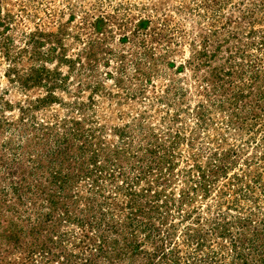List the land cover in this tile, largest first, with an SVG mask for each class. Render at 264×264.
<instances>
[{
    "label": "rangeland",
    "instance_id": "rangeland-1",
    "mask_svg": "<svg viewBox=\"0 0 264 264\" xmlns=\"http://www.w3.org/2000/svg\"><path fill=\"white\" fill-rule=\"evenodd\" d=\"M0 264H264V0H0Z\"/></svg>",
    "mask_w": 264,
    "mask_h": 264
}]
</instances>
